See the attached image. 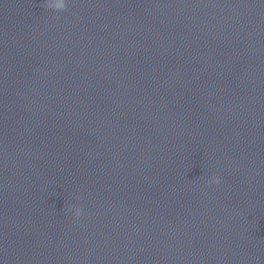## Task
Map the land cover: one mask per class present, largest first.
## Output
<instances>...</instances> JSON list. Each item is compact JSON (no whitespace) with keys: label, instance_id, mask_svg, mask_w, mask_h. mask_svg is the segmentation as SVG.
<instances>
[{"label":"clouds","instance_id":"1","mask_svg":"<svg viewBox=\"0 0 264 264\" xmlns=\"http://www.w3.org/2000/svg\"><path fill=\"white\" fill-rule=\"evenodd\" d=\"M66 6H67L66 0H56V2L54 4L50 3V0H46L45 4L43 5V7L55 10L57 12L65 10ZM220 182H221V180L218 176H213L208 180L207 183L209 185H211L213 183L220 184ZM77 199H78V197H77ZM81 213H82V206H79V205L75 206L74 207V214H75L76 218H79Z\"/></svg>","mask_w":264,"mask_h":264}]
</instances>
